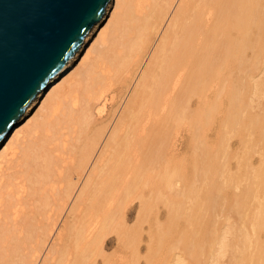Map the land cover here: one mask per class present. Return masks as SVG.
I'll list each match as a JSON object with an SVG mask.
<instances>
[{
  "label": "bare ground",
  "instance_id": "6f19581e",
  "mask_svg": "<svg viewBox=\"0 0 264 264\" xmlns=\"http://www.w3.org/2000/svg\"><path fill=\"white\" fill-rule=\"evenodd\" d=\"M263 73L264 0H110L73 60L0 143V264H89L92 259L97 264V251L103 254L114 240L108 236L124 232L115 234L119 248L128 242L123 236L131 229L125 236L133 239L135 226L127 227L133 210L138 208L139 223L153 199L170 187V198L165 191L173 204L165 207L175 225L185 215L184 200L197 197L200 172L210 170V185L218 186L216 152L226 144L223 138L241 128L264 141V112L251 114L247 103L251 90L264 85ZM257 178L255 184L263 186L264 162ZM246 188L245 202L254 197ZM214 192L207 198L216 205ZM240 196L234 199L238 205ZM262 205L258 226L264 220ZM215 231L206 234L213 239ZM206 234L203 240L209 238ZM261 255L253 263L264 264Z\"/></svg>",
  "mask_w": 264,
  "mask_h": 264
},
{
  "label": "rangeland",
  "instance_id": "374dc122",
  "mask_svg": "<svg viewBox=\"0 0 264 264\" xmlns=\"http://www.w3.org/2000/svg\"><path fill=\"white\" fill-rule=\"evenodd\" d=\"M262 78H264V73H263V75H262ZM264 84V83H263ZM261 88V89H260ZM247 103H248V111L251 113V114H253V115H260V114H262L263 112H264V85L263 86H260L259 88H256V89H253V90H251V92H250V94H249V98H248V101H247ZM240 127V126H239ZM238 130H240V133L242 134V138L243 139H245V140H242L241 138H238L241 134L239 133V132H236L235 133V135H231V136H226L225 138H223V140H222V142L224 143V139H226L227 141H225L226 142V144H224L223 145V147L221 148L220 147V149H218V151L216 152V158H218L217 159V163H219L218 164V166H220V168L221 167H223V168H219L218 167V174H219V177H218V175H216V178H217V180H216V183L218 184V186H216L214 189H213V187L210 185V183H211V178H209L210 177V175H209V173H210V170H208L209 172H207L206 170H203L202 172H200L199 173V180H198V188H197V192H198V194H197V197H193V198H190V199H186V200H184V204L182 205V215L183 214H185V215H183V216H181L180 215V217L182 218V219H180V217H179V219L177 218L176 219V224H177V226H176V224L175 225H173L172 226V222H170V219H169V217H168V215L166 214L167 213V211H166V207H165V205L167 204L169 207H171V205L170 204H173V201H171L170 199H168L167 198V191H169L168 192V197L170 198V196L172 195V188L173 187H170V188H167V189H165V190H167V191H165L164 189V194H163V192H162V194H160L161 196L160 197H155L154 199H153V201H152V208H151V211L149 212V213H146V217L145 216H141L144 220H142V218L140 217L139 218V223H138V216H137V209L135 208L134 210H133V213H132V217L129 219V221L128 222H130V223H128L127 222V227H132V226H135V227H132V228H134L135 229V232L136 231H138V232H134L133 231V235H132V237H134L133 239L132 238H130V239H132V240H130L129 239V237H126V236H128V234L129 233H131L132 234V229L130 230V232L128 231L124 236H123V238L125 237L126 238V240H128V242H123V243H125L123 246L122 245H119L120 246V248L117 246L116 247V245H118V244H116V242L118 241L117 240V238H118V236L119 235H121L122 236V233H124L123 231L122 232H115V234H117V235H115V234H113V233H111L110 235L112 236V238H111V236L109 235L108 236V238L107 239H109V240H113V241H111V242H109V246L107 247V249H105L104 250V255L102 254V252L103 251H101V253L99 252V251H97L98 252V255L96 254L97 252H95V251H92V255L94 254L93 252H95V254H96V256H97V258H94L95 256H93V258L95 259V261H96V259H97V261H96V263L97 264H104L103 262H106V261H108L107 259V257H109V263H107V264H118L119 262V264H130V262H131V264H147V262L149 263V264H164V263H166V264H169V262H170V264H234V263H236V264H248V262L250 263V264H252L253 263V261L257 258V257H259V254L261 255L262 253V255L260 256V257H262V261L264 262V233H263V227H264V220L262 221V223L260 224L261 226H258L259 224L257 223L258 221L256 220V218L258 217V216H260L261 215V212H262V204H264L263 202H264V188H261L260 190H259V188L260 187H264V185L263 186H258L257 185V183L259 182V179L257 178V173H258V171H259V169L261 168V166L263 165V162H264V159H262L261 160V158H262V156H264V141L263 140H261L260 139V137L255 133V131H251L250 129H249V131H246V130H243V129H241V128H239ZM240 134V135H239ZM237 135H238V137H237ZM249 138V139H248ZM259 139V141H258V139ZM239 139H241V141L239 142ZM251 142H249V141ZM246 141H248V143L246 144L245 142ZM255 141V142H254ZM241 142L242 143H244L243 144V146H244V149L243 148H241ZM257 142V143H256ZM228 143V144H227ZM250 144V145H249ZM255 145V148H256V151H254L255 150V148H254V145ZM246 145V146H245ZM229 146V147H228ZM242 146V147H243ZM249 146H250V148H249ZM253 146V149H251V147ZM261 147V148H260ZM226 148L228 149V151L226 150ZM224 150V151H222V150ZM241 149H242V151H241ZM247 149V151H249V152H247V154H246V150ZM227 151V152H226ZM243 151H245V152H243ZM245 154V156H244V154ZM258 153V154H257ZM217 154H219V155H217ZM221 154H222V156H221ZM241 154V155H240ZM226 155V156H225ZM240 155V156H239ZM248 155V156H247ZM221 156V157H220ZM244 156V157H243ZM261 156V157H260ZM250 157H251V159H250ZM224 158H226L225 159V161H224V163H223V160H224ZM233 158H235V159H233ZM244 158H246V159H244ZM264 158V157H263ZM230 161H229V160ZM236 162H235V161ZM243 160V161H242ZM226 162V163H225ZM222 163H223V166H222ZM225 164V165H224ZM230 164V165H229ZM225 168H227V169H225ZM222 169H223V171H222ZM236 169V170H235ZM230 171V172H229ZM256 172V173H254V172ZM232 172H234L235 174H233V175H235V176H233L232 175ZM206 173V174H205ZM227 173V174H226ZM230 174V175H229ZM203 175V176H202ZM207 175H208V178H207ZM226 176H228L227 177V180L229 181H227L226 180ZM251 176H252V179H251ZM203 179H202V178ZM248 177V178H247ZM246 178L248 179V180H246ZM200 179L202 180V181H200ZM224 179V180H223ZM241 179H242V181H241ZM244 179V180H243ZM251 179V180H250ZM254 179V180H253ZM258 179V180H257ZM235 180V181H234ZM227 181V182H226ZM245 181H246V183H245ZM251 181V182H250ZM253 181V182H252ZM257 182L256 184H255V182ZM203 182V183H202ZM204 182L206 183V185L204 184ZM240 182V183H239ZM207 183H209V184H207ZM225 183V184H224ZM227 183V184H226ZM202 186H201V185ZM231 186H229V185ZM244 184H246V186L244 185ZM233 185V186H232ZM201 186V187H200ZM226 187V191H225V187ZM243 186H245V187H247L246 189H248V188H251L252 190V196H254L253 197V199H251V201H249L250 199H248V201L246 200V202L245 201H243L244 200V194L242 195V193H244L245 191V187L243 188ZM250 186V187H249ZM253 186L255 187V188H253ZM204 187V188H203ZM208 187L210 188V189H208ZM222 187H223V189H222ZM217 188H219L220 190H218ZM227 188H229V189H227ZM170 189V190H169ZM204 190V192H203V190ZM207 189V190H206ZM234 189V190H233ZM162 190V191H163ZM223 192H222V191ZM235 190H237V191H235ZM171 191V192H170ZM208 191V192H207ZM215 191V192H214ZM217 191H218V193H217ZM220 191V192H219ZM230 192V193H232V195H235V197H236V195H237V197H238V199H239V196L240 195H242V197H243V199H242V202H240V205H238V203L236 202V201H238V199L236 200V201H234V199H236L235 197H233V198H228L227 196H225L224 195V193L226 192V193H228V192ZM242 191V192H241ZM209 192H211V193H215V194H217L218 195V203H216V205L218 206H216L215 204H213V202H211L212 203V205H211V203L209 202V200H208V198H207V194L209 193ZM238 192V193H237ZM240 192V193H239ZM260 192H263V194L262 193H260ZM234 193V194H233ZM255 193V194H254ZM169 194H170V196H169ZM173 194H174V191H173ZM203 194V195H202ZM162 195H164V196H162ZM199 195V196H198ZM224 198H223V197ZM261 196H263L262 198H261ZM204 197V199H202ZM207 199H206V198ZM241 196H240V200H241V198H242ZM159 198H162L161 200L159 199ZM195 198H196V200H195ZM259 198V199H258ZM165 199V200H164ZM191 199H193V200H191ZM200 199V200H199ZM206 199V200H205ZM223 199H225V200H223ZM158 200H160L159 202H158ZM168 200L169 201H171V202H169V204H168ZM239 200V201H240ZM254 200V201H253ZM257 200V201H256ZM137 201V202H136ZM167 201V202H166ZM194 201V202H193ZM195 201H197V202H195ZM263 201V202H262ZM158 202V203H157ZM162 202V203H161ZM166 202V203H165ZM188 202V203H187ZM260 202V203H259ZM131 203V202H130ZM134 205H136L137 207L139 206V200L138 199H136V200H134ZM196 203H198L197 205H196ZM202 203V204H201ZM221 203H223V204H221ZM234 203V204H233ZM244 203H246V204H244ZM186 204H187V206H188V208L189 209H186L187 207H186ZM191 204V205H190ZM206 204V205H205ZM250 206H249V205ZM193 205V206H192ZM201 205H202V207H201ZM234 205V206H233ZM198 206V207H197ZM229 206V207H228ZM241 206V207H240ZM248 206V207H247ZM257 206H258V208H257ZM169 207H167V208H169ZM173 208H174V205L172 206ZM186 207V208H185ZM194 207L196 208V209H194ZM203 207H205V208H203ZM220 207V208H219ZM244 207V208H243ZM198 208H199V210H198ZM219 208V209H218ZM228 208V209H227ZM234 210H233V209ZM235 208H237V209H235ZM225 209V210H224ZM241 209H243V211H242V213H240L241 211ZM190 210V211H189ZM196 212H195V211ZM206 210V211H205ZM230 210V211H229ZM260 211L261 210V212H258V211ZM186 213H185V212ZM194 211V212H193ZM204 212L206 215H204L203 213H201V212ZM215 211V212H214ZM240 211V212H239ZM245 211V212H244ZM200 212V213H199ZM211 212L213 213V214H215L216 213V217L214 216V215H212L211 214ZM219 212V213H218ZM224 212H226V213H224ZM228 212V213H227ZM234 212V213H233ZM190 215V216H188V214ZM197 213V214H196ZM247 213V214H246ZM258 213V214H257ZM186 214H187V218H186ZM196 216H195V215ZM204 216H202V215ZM235 214V215H234ZM244 215V217H243V215ZM151 215V216H150ZM193 215V216H192ZM201 215V216H200ZM208 215V216H207ZM238 215H240V216H237ZM258 215V216H257ZM155 216V217H154ZM210 216V217H209ZM151 217V218H150ZM168 217V218H167ZM193 217V218H192ZM207 217V218H206ZM253 217V218H252ZM136 218H137V220H136ZM145 218H146V220H145ZM154 218V219H153ZM157 218V219H156ZM190 218H192V219H190ZM195 218V219H194ZM196 218H198V219H196ZM214 218V219H213ZM216 218H217V221H216ZM244 218V219H243ZM194 219V220H193ZM203 219V220H202ZM206 219V221H204ZM245 219H247L246 220V222H247V226H246V222H245ZM146 221V222H142V221ZM185 220H186V223H185ZM188 220H189V222H188ZM199 220V221H198ZM212 220V221H211ZM216 222H215V221ZM243 220V221H242ZM251 220V221H250ZM252 220H253V222H255V224L256 225H254V223L252 222ZM172 221V220H171ZM178 221V222H177ZM194 223H193V222ZM203 221V222H202ZM213 221L216 223H213ZM218 221H220V222H218ZM249 221V222H248ZM140 222H141V224H140ZM165 222H167V224L169 223L170 225H167ZM188 222V223H187ZM196 222V223H195ZM190 223V224H189ZM198 223V224H197ZM200 223H202V224H200ZM214 224V226H213V224ZM249 223V224H248ZM161 224V225H160ZM165 224V225H164ZM180 224V225H179ZM188 224V225H187ZM196 226H195V225ZM205 224V225H204ZM212 224V225H211ZM226 224H227V226H226ZM258 224V225H257ZM157 225H158V228H157ZM179 225V226H178ZM190 225V226H189ZM200 225V226H199ZM212 227V229H215L214 231H215V235L213 234V239H215L214 238V236L216 237V238H218V239H216V240H213V239H211V237H209V236H211L212 235V232H214L212 229H211V227ZM219 225H221L220 227H218ZM226 226V228H224L223 226ZM156 226V227H155ZM165 226V227H164ZM171 226V227H170ZM195 226V227H194ZM255 226H256V228H255ZM258 226V227H257ZM130 227V228H131ZM142 227V228H141ZM167 227H168V229H167ZM170 227V228H169ZM181 227V228H180ZM182 227H184V228H182ZM198 227H200V228H198ZM222 227V228H221ZM237 227V228H236ZM244 228V229H242V228ZM261 227V228H260ZM163 228L165 229V232H164V230H163ZM179 228V229H178ZM189 228V229H188ZM196 228H198V229H196ZM228 228V229H227ZM263 228V229H262ZM133 229V230H134ZM139 229V230H138ZM157 231H156V230ZM176 229V230H175ZM181 229H183V230H181ZM207 229V230H206ZM209 229H211L212 230V232H210L211 230H209ZM226 229V230H225ZM249 229V230H248ZM260 229V230H259ZM155 230V231H154ZM161 230V231H160ZM174 230L176 231V232H174ZM180 230V231H179ZM185 230V231H184ZM193 230V231H192ZM228 230V231H227ZM233 230V231H232ZM253 232V233H251V231ZM260 232V233H258V231ZM167 231V232H166ZM173 231V232H172ZM201 231L203 232V233H201ZM207 231H208V233H209V236L206 234L207 233ZM223 232L224 234H222V233H220V232ZM141 232V233H140ZM154 233L153 235H152V233ZM156 232H157V234H156ZM178 232H179V234H178ZM184 232H186V233H184ZM244 232H246V233H244L245 235H243V233ZM119 233H121V234H119ZM140 233V238L138 237L139 234ZM173 233V234H172ZM191 235H190V234ZM210 233H211V235H210ZM238 233H240V235L238 234ZM251 233V234H250ZM131 234H130V237H131ZM136 234H137V237H136ZM161 234V235H160ZM169 234H171V235H169ZM178 234V235H177ZM184 234H186V235H184ZM190 236H189V235ZM194 234V235H193ZM202 234H203V237H202ZM205 234H206V236H208L211 240H213V243L211 244L212 246H211V248H209L210 247V242H208V239L206 240H203L204 238H207V237H205ZM220 234V235H219ZM222 234V235H221ZM252 234H254V235H252ZM163 235V236H162ZM165 235V236H164ZM177 235V236H176ZM188 235V236H187ZM200 235V236H199ZM238 235V236H237ZM113 236H114V238H113ZM151 236H153L152 238H151ZM155 236V237H154ZM163 237L164 239H166V240H164V239H162V238H160V237ZM178 236H179V238H181L180 240H179V238H178ZM181 236V237H180ZM185 236H186V238H185ZM224 236V237H223ZM235 236H237V237H235ZM240 236V237H239ZM245 236V237H244ZM249 236V237H248ZM253 236V237H252ZM169 237V238H168ZM188 237V238H187ZM196 237V238H195ZM220 237H223V239L221 238L220 240H219V238ZM247 239L248 241H249V239H250V241L248 242L247 240H246V242H245V239ZM252 237V238H251ZM121 238V237H120ZM124 238V239H125ZM189 238H193L192 240L191 239H189ZM253 238H255V240L253 239ZM259 238V239H258ZM122 239V238H121ZM138 239V240H137ZM140 239V240H139ZM152 239V240H151ZM154 239V240H153ZM159 239V240H158ZM185 239H186V241L188 240V242H186L185 241ZM199 239V240H198ZM244 239V240H243ZM126 240H123V241H126ZM201 240V241H200ZM210 240V241H211ZM233 240H234V242H233ZM235 240H237V241H235ZM241 240H243V241H241ZM115 241V242H114ZM135 241V242H134ZM137 241V242H136ZM155 241V242H154ZM165 241H166V243H165ZM168 241H171L170 243L168 242ZM176 242V244H175V242ZM198 241V243H196ZM202 241H203V244H202ZM215 241V242H214ZM225 241V242H224ZM259 241V242H258ZM114 242V243H113ZM152 242H153V244H152ZM157 242V243H156ZM182 242V243H181ZM186 242V243H185ZM191 242H192V244H191ZM205 242V243H204ZM207 242V243H206ZM218 242H221L219 245H218ZM243 242V243H242ZM255 242V243H254ZM123 243H121V244H123ZM127 243V244H126ZM161 243H163V244H161ZM185 243V244H184ZM194 243V244H193ZM230 243V244H229ZM231 243L233 244V245H231ZM236 243V244H235ZM244 243H246V245L244 244ZM114 244H116V245H114ZM166 244V245H165ZM178 244V245H177ZM197 244H198V247L200 246H202V249H200L201 250V254H202V256L200 255V253H197L196 254V250H198V247H197ZM202 244V245H201ZM207 244H209V245H207ZM253 244V245H252ZM261 244V245H260ZM151 245V246H150ZM161 247H160V246ZM164 245V246H163ZM170 245H173V246H171V247H167V246H170ZM181 245V246H180ZM186 245V246H185ZM196 245V246H195ZM207 245V246H206ZM225 245V246H224ZM114 246V247H113ZM130 246V247H129ZM131 246H133L132 248H131ZM152 246H153V248H152ZM166 246V247H165ZM206 246V247H205ZM218 246H220V247H218ZM244 246V247H243ZM110 247H112V249L110 248ZM124 247V248H123ZM155 247V248H154ZM157 247V248H156ZM174 247V248H173ZM183 247V248H182ZM190 247H192V248H190ZM195 247V248H194ZM216 249H215V248ZM235 247H236V249H235ZM118 248V249H117ZM124 250H123V249ZM134 248H136V251H135V249ZM188 248H190V249H192L193 250V252H194V250H195V252L193 253L192 252V250L189 252V249ZM205 248H207V249H205ZM253 248H254V250H253ZM260 248V249H259ZM132 249H133V252H132ZM153 249H155V250H153ZM159 249V250H158ZM160 249H161V251H160ZM180 249H181V251H180ZM211 249V250H210ZM247 249V250H246ZM248 249H249V251H248ZM263 249V250H262ZM179 250V251H178ZM213 250H215L216 252H213ZM258 250H259V254L257 253L258 252ZM262 250V251H261ZM106 251V252H105ZM118 251V252H117ZM123 251H124V253H123ZM163 251V252H162ZM206 251V252H205ZM209 251V252H208ZM239 251L241 252V253H239ZM127 252V253H126ZM129 252V253H128ZM165 252H167V254L165 253ZM188 252V253H187ZM198 252H199V250H198ZM237 252V253H236ZM248 252V253H247ZM261 252V253H260ZM100 253V254H99ZM127 254L126 256L124 255V254ZM154 253V254H153ZM171 254V255H168V254ZM177 253H180V254H177ZM182 253V254H181ZM207 253V254H206ZM208 253H211V254H208ZM214 253V254H213ZM255 253H257V254H255ZM119 254H121V255H119ZM134 254V255H133ZM155 254H158V255H156L155 256ZM162 254V255H161ZM187 254L189 255V256H187ZM196 254V255H195ZM237 254H241L240 256L238 255L237 257H236V255ZM244 254V255H243ZM250 254H252V256L250 255ZM91 255V253H89V255H87L88 257L87 258H90L89 256ZM105 256L106 258V260L104 261L103 260V256ZM124 255V256H123ZM138 255V256H137ZM154 257H153V256ZM176 255V256H175ZM190 255H191V257H190ZM246 255H247V257H246ZM258 255V256H257ZM119 256V257H118ZM129 256V257H128ZM135 257V259H134V257ZM158 256V257H157ZM162 256V257H161ZM172 256H173V258H172ZM195 256H197V257H195ZM233 256V257H232ZM249 256V257H248ZM101 257V258H100ZM127 257V258H126ZM138 257V258H137ZM174 257H177L176 259L174 258ZM204 257H206V258H204ZM251 257H253L252 259H251ZM92 258V257H91ZM90 258V259H91ZM117 258V259H116ZM130 258H131V260H130ZM160 258H162V260L164 261V263H162L163 261L160 259ZM168 258H169V260H168ZM178 258H180V260H181V262H183L184 261V259H186L183 263H181L180 262V260L178 259ZM193 260H192V259ZM198 258V259H197ZM240 258H242V260L240 259ZM247 258H248V262H247ZM250 258V259H249ZM90 259H88V260H90ZM151 259V260H150ZM156 259H158V260H156ZM173 259V260H172ZM177 259H178V262H177ZM235 259V260H234ZM239 259V260H238ZM87 260V261H88ZM93 260V259H92ZM92 260H90V261H88L89 262V264H94V260L92 261ZM103 260V261H102ZM122 260V261H121ZM148 260V261H147ZM150 260V261H149ZM176 260V261H175ZM86 261V262H87ZM114 261V262H113ZM130 261V262H129ZM152 261V262H151ZM168 261V262H167ZM192 261V262H191ZM240 261V262H239ZM242 261V262H241ZM261 261V262H262ZM93 262V263H92ZM111 262V263H110ZM116 262V263H115ZM134 262V263H133ZM195 262V263H194ZM204 262V263H203ZM247 262V263H246ZM105 263V264H106ZM88 264V263H87ZM253 264H255V263H253Z\"/></svg>",
  "mask_w": 264,
  "mask_h": 264
},
{
  "label": "water",
  "instance_id": "95a60500",
  "mask_svg": "<svg viewBox=\"0 0 264 264\" xmlns=\"http://www.w3.org/2000/svg\"><path fill=\"white\" fill-rule=\"evenodd\" d=\"M110 0H0V143L64 71Z\"/></svg>",
  "mask_w": 264,
  "mask_h": 264
}]
</instances>
